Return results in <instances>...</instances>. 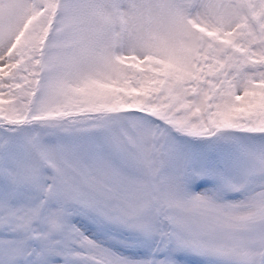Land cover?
Wrapping results in <instances>:
<instances>
[{"label":"snow or ice","instance_id":"6c2138e0","mask_svg":"<svg viewBox=\"0 0 264 264\" xmlns=\"http://www.w3.org/2000/svg\"><path fill=\"white\" fill-rule=\"evenodd\" d=\"M0 264H264V0H0Z\"/></svg>","mask_w":264,"mask_h":264}]
</instances>
